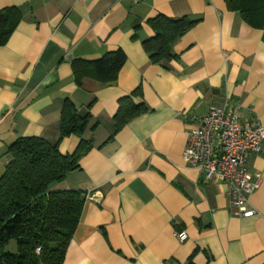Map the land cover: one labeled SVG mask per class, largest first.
Returning <instances> with one entry per match:
<instances>
[{
	"label": "crops",
	"instance_id": "crops-1",
	"mask_svg": "<svg viewBox=\"0 0 264 264\" xmlns=\"http://www.w3.org/2000/svg\"><path fill=\"white\" fill-rule=\"evenodd\" d=\"M6 7L21 19L0 46V177L17 138L58 141L66 102L90 117L81 138L91 149L51 188L85 194L62 264H264V153L248 159L261 181L247 218L224 183L183 159L189 130L212 105L227 101L241 121L264 123V28L225 0H0ZM157 14L197 22L172 45L175 58L153 63L142 42ZM116 50L126 60L114 80L76 77V60ZM138 87L132 100L146 111L115 130L118 100ZM79 140L62 138L60 153Z\"/></svg>",
	"mask_w": 264,
	"mask_h": 264
},
{
	"label": "trees",
	"instance_id": "trees-1",
	"mask_svg": "<svg viewBox=\"0 0 264 264\" xmlns=\"http://www.w3.org/2000/svg\"><path fill=\"white\" fill-rule=\"evenodd\" d=\"M229 10L239 13L248 25L264 28V0H225ZM21 19L16 7L0 10V46L4 45ZM197 20L157 14L148 20L153 36L142 42L153 63L175 58L171 48ZM121 50L108 52L94 60L73 63L77 78L112 81L125 63ZM140 88L118 100L113 116L115 130L146 111L144 104L134 103ZM90 117H80L66 102L61 111L60 135L56 143L39 137H19L8 145V161L0 177V264H62L67 246L79 222L85 194L81 190L52 191L54 184L80 169L79 159L92 147L81 138ZM69 135L80 138L71 154L59 151V141ZM14 241L15 251L8 249ZM190 263V262H189Z\"/></svg>",
	"mask_w": 264,
	"mask_h": 264
},
{
	"label": "built area",
	"instance_id": "built-area-1",
	"mask_svg": "<svg viewBox=\"0 0 264 264\" xmlns=\"http://www.w3.org/2000/svg\"><path fill=\"white\" fill-rule=\"evenodd\" d=\"M264 153V123L257 119L241 121L237 107L225 101L210 106L196 126L188 132L183 159L194 166L206 181L224 183L231 208L240 217H252L256 210L249 206V196L259 188L260 178H251L248 159ZM184 241V230L175 232Z\"/></svg>",
	"mask_w": 264,
	"mask_h": 264
},
{
	"label": "rangeland",
	"instance_id": "rangeland-1",
	"mask_svg": "<svg viewBox=\"0 0 264 264\" xmlns=\"http://www.w3.org/2000/svg\"><path fill=\"white\" fill-rule=\"evenodd\" d=\"M8 249H10L11 251H15V246H14L13 240L9 243Z\"/></svg>",
	"mask_w": 264,
	"mask_h": 264
}]
</instances>
